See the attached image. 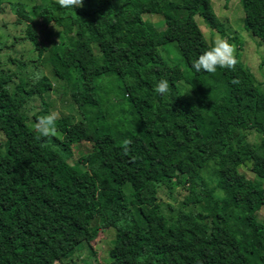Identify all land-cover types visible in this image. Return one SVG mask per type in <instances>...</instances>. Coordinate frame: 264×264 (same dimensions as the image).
<instances>
[{
    "label": "trees",
    "instance_id": "obj_1",
    "mask_svg": "<svg viewBox=\"0 0 264 264\" xmlns=\"http://www.w3.org/2000/svg\"><path fill=\"white\" fill-rule=\"evenodd\" d=\"M241 2L245 29L264 43V0ZM12 9L16 28L24 27L12 47L29 42L38 68L47 49L28 7ZM181 9L186 16L174 14ZM6 11L0 0V14ZM147 13L163 15L165 29L144 21ZM196 15L234 46L210 0H84L83 7L69 9L48 3L45 25L74 30V37L49 50L50 64L93 134L92 151L74 164L46 152L48 137L34 131L36 120L49 114L45 97L52 82L20 76L0 61V133L6 140L0 264H73L84 245L94 256L90 243L107 224L116 230L111 264H264V221L257 219L264 207V92L240 56L234 69L213 74L191 67L211 49ZM172 42L188 75L160 52ZM107 74L116 76L137 117L136 127L123 134L102 109L99 80ZM162 79L169 82L163 96L154 91ZM182 81L192 88L195 105L178 87ZM56 129L66 148L83 141L71 116H61ZM125 140L131 141L127 152ZM244 166L263 183L242 173ZM176 192H186L179 207L166 200L176 202Z\"/></svg>",
    "mask_w": 264,
    "mask_h": 264
},
{
    "label": "rangeland",
    "instance_id": "obj_2",
    "mask_svg": "<svg viewBox=\"0 0 264 264\" xmlns=\"http://www.w3.org/2000/svg\"><path fill=\"white\" fill-rule=\"evenodd\" d=\"M3 7L7 11L0 14V61L6 64V67L13 72H17L20 76H46L53 84V91L45 97V102L49 108V113H58V119L61 116L73 117L75 123L79 127L83 141L71 148L63 146L62 141L57 140L58 134L48 137L44 146L46 152H57L63 156L69 163H77L82 155H85L93 149V134L87 126V122L80 113L78 107L71 103L69 87L64 82H57L53 68L49 61V50L53 45L67 42L69 38L74 37V30L66 31L64 27L54 25H45L42 16L45 15L48 3H56V0H1ZM174 3H182V0H170ZM218 19L225 24L227 35L236 41L233 43L235 48V56H240L246 69L251 74L257 87L264 92V43L261 39L254 36L245 29V14L241 0H210ZM23 3L28 7V12L34 20V27L38 31L40 42L47 49L44 53L43 59L38 68L32 64L34 53L33 47L29 42H19L12 47L15 37H21L24 27L16 28L15 23L18 15L12 9L13 4ZM58 4V3H56ZM179 17L187 15L185 9L174 12ZM144 21L150 23L156 31H163L166 27L164 16L161 14H145ZM194 20L203 34L207 43L212 47L214 41L223 38L216 32L212 31L203 18L199 15L194 17ZM8 26V29L3 30L2 27ZM226 39V38H224ZM95 58L98 62H102L103 54L97 43L92 45ZM160 52L168 64L172 66H179L185 75L189 74V69L183 61V57L177 42L169 43L160 48ZM9 58L22 61L28 66L24 69H19L17 65L8 63ZM120 82L114 74H107L99 80V93L103 102L102 109L108 112L110 116L109 122L114 125L116 131L120 134L132 130L136 127V115L133 114L129 104L126 103L123 93L120 91ZM184 98L191 104H196V98L193 94L192 88L184 81L178 84ZM96 111V110H95ZM36 110H32L30 115H34ZM251 138L256 139V132H250ZM5 137L0 133V154L4 153L3 145H5ZM2 150V151H1ZM249 179L263 183L252 172L247 169V166L240 170ZM213 175L209 173L208 176ZM264 184V183H263ZM175 194L174 200L166 199L175 207H179L182 197L185 196ZM199 210L206 212L203 208ZM257 219L260 222L264 221V207L257 213ZM102 223V220L100 221ZM98 237L91 241L90 247L94 256H91L90 249L84 245L81 247L79 258L74 256L73 264H111L110 250L113 248L116 230L111 224L101 226ZM78 261V262H77ZM77 262V263H76Z\"/></svg>",
    "mask_w": 264,
    "mask_h": 264
},
{
    "label": "clouds",
    "instance_id": "obj_3",
    "mask_svg": "<svg viewBox=\"0 0 264 264\" xmlns=\"http://www.w3.org/2000/svg\"><path fill=\"white\" fill-rule=\"evenodd\" d=\"M56 3L61 8H79L83 7L84 0H56ZM237 64V59L235 56L234 46L224 38H219L214 41L211 49L200 54L199 57L194 60L191 67L196 72H207L213 74L217 71V68L223 69H234ZM154 91L163 96L169 91L168 80H160ZM58 119V113L51 112L47 115L39 117L34 123V131L39 135V137H50L56 134V121ZM125 152H127V145L131 143L130 140H125Z\"/></svg>",
    "mask_w": 264,
    "mask_h": 264
}]
</instances>
